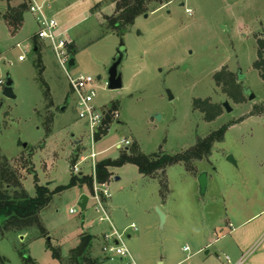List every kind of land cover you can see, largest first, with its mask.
I'll return each mask as SVG.
<instances>
[{
  "label": "rangeland",
  "instance_id": "374dc122",
  "mask_svg": "<svg viewBox=\"0 0 264 264\" xmlns=\"http://www.w3.org/2000/svg\"><path fill=\"white\" fill-rule=\"evenodd\" d=\"M24 1L0 0V81L4 82L0 163H11L30 197L36 196V186L60 192L40 211L38 225L0 237V264H25L21 254L36 264H89L90 257L103 256L101 236L111 232L94 208L95 171L86 159L92 151L91 135L79 117L65 71L50 43L37 39L38 26L28 11L21 30L11 35L3 16ZM116 5L113 0H55L46 5L47 14L69 41L68 56L75 60L69 72L92 76L97 82L95 105L120 115L119 123L110 124L93 145L99 153L96 165L115 161L134 148L152 159L184 154L226 128L224 139H216L210 155L169 166L152 177L132 164L109 169L112 175L104 185L111 196L103 200L110 202L114 227L124 233L132 253L140 249L147 262L149 256L152 264H161L167 237L210 236L214 227V234L221 236L222 228L223 233L227 230L226 219L242 217L241 210L251 212V203L264 196L260 185L264 180V0L151 3L123 36L105 28L107 18L116 14ZM121 40L128 51L122 67L124 88L110 91L106 69ZM239 70L243 83L237 80ZM8 78L15 99L3 95ZM242 86L255 95L254 101H249ZM226 100L234 111L228 114L221 108L209 120L208 106ZM126 140L129 146L122 143ZM230 156L235 164L228 161ZM203 172L209 179L205 196L200 195L198 182ZM73 175L92 176L93 188L70 186ZM165 181L168 190L163 198L160 185ZM97 184L100 194L104 186ZM84 195L88 203L82 211L79 203ZM244 204L247 208L242 209ZM157 208L170 214L167 224L161 225ZM71 209L76 213L71 214ZM89 235L95 238L80 256L78 247ZM185 240L180 237L182 245L190 246ZM49 245L60 252L62 261ZM145 260L137 262L145 264ZM96 264L121 263L107 259Z\"/></svg>",
  "mask_w": 264,
  "mask_h": 264
},
{
  "label": "trees",
  "instance_id": "16d2710c",
  "mask_svg": "<svg viewBox=\"0 0 264 264\" xmlns=\"http://www.w3.org/2000/svg\"><path fill=\"white\" fill-rule=\"evenodd\" d=\"M113 1H116L117 3V11L115 15L107 18L108 25L105 28L107 31L117 33L118 36H123L127 32L128 28L134 24L135 19L147 11L148 5L151 3L161 4L164 1L171 2L172 0ZM26 11H28V5L26 1H24L22 6L19 8H11L9 12L3 16V19L12 36L16 35L21 30ZM36 48L37 50L35 51ZM34 51L36 53L39 52L37 42H34ZM72 52H74V48ZM241 90L243 91L242 88ZM195 104L205 106L207 105V102L196 101ZM208 107L210 108H208L206 112L209 120L213 119V116H217L219 114V110L223 108L220 104L217 106L209 105ZM112 112H114L113 109L109 110L104 122V127L101 130V133L96 136V140H100L101 137L110 129V124L112 123ZM225 132L226 128L223 127L209 139L203 141L194 150L187 151L184 154H178L176 156H160L152 159L140 153L137 148L131 150L127 149L126 152L117 160H103L96 165L95 173L97 182L102 185L108 183L112 175L109 169L112 167H122L127 164H132L137 166L139 172L145 177H152L155 172L164 170L169 166L179 163H189L192 159H202L203 157L210 155L216 139H219V141L224 139ZM78 184L86 185L92 189L93 177H78L73 175L70 186ZM160 186L161 195L165 198L168 190L167 181L162 183ZM66 188L67 187L62 186L63 190ZM57 192L60 191H51L47 187L36 186V196L30 197L22 188L18 173L16 169L13 168L11 163L8 160H4L0 163V237H3L7 232L27 231L38 225V214L49 205L53 195ZM48 247L52 251L53 256L60 260V252L51 245ZM21 256L25 264H36L31 257L24 254H21Z\"/></svg>",
  "mask_w": 264,
  "mask_h": 264
},
{
  "label": "built area",
  "instance_id": "2783aa9c",
  "mask_svg": "<svg viewBox=\"0 0 264 264\" xmlns=\"http://www.w3.org/2000/svg\"><path fill=\"white\" fill-rule=\"evenodd\" d=\"M55 0H26L28 5V12L33 16L38 26L36 37L38 40L47 41L52 46V49L58 59V62L62 69L65 71L67 79L69 81L71 90L76 97V104L79 111V117L85 122L86 128L89 129L92 140V151L86 159H90L93 162L94 171L96 169V158L99 153L94 150V143L96 136L101 133L104 127L108 111L105 109H98L95 105V98L97 96V82L90 75L80 74L77 76L72 75L69 72L70 57L68 56L67 45L68 40L63 38V33L59 31V24L51 18L46 12V5ZM19 60H24V57H19ZM0 85L3 86L4 82L0 81ZM112 123H119L120 115L118 112L112 113ZM111 123V124H112ZM126 146H129L130 141L126 140ZM122 143L118 145V148L122 147ZM75 172L79 173V169L76 166ZM95 181V200L94 205L96 213L99 215L98 220L100 222H107L110 225L111 232L104 235L105 245L103 247V257L107 260H118L121 264H138L129 248L124 242V233H120L113 225L110 217V212L107 208L104 198H110L111 194L109 189L105 186L98 190L96 173L94 174ZM102 192V194H101ZM71 214H75L74 209L70 210ZM132 229H136L135 225L131 226ZM189 250V248H186Z\"/></svg>",
  "mask_w": 264,
  "mask_h": 264
},
{
  "label": "crops",
  "instance_id": "0c3cea01",
  "mask_svg": "<svg viewBox=\"0 0 264 264\" xmlns=\"http://www.w3.org/2000/svg\"><path fill=\"white\" fill-rule=\"evenodd\" d=\"M260 183L264 190L263 178ZM251 204H253L251 212L241 210L242 217L235 220L232 218L225 220L227 230L223 233L224 229L222 228L221 236L214 234L216 232V227H214L209 229V235L214 234L216 236L167 237L168 245L164 244L161 264H264V196L258 195L257 200H254ZM107 208L111 214L110 202L107 203ZM244 208H247L245 204L242 206V209ZM161 210L166 216L165 224H167L170 214L164 209ZM106 233L108 232L103 233L101 236L103 240ZM131 237V235H128V239H131ZM180 237L186 238L185 241L189 242L190 246L188 244L182 245ZM94 238L92 236L87 248L91 246ZM186 248H189V250H186ZM139 250H135L134 253L131 252L132 255L136 261L141 258L145 260L144 254ZM148 258L149 262L145 260V264H152L149 256ZM90 259L89 264H96V261L103 263L106 260L101 256V253L96 254L95 259L91 257ZM59 261H62V258ZM67 264H70V262H67Z\"/></svg>",
  "mask_w": 264,
  "mask_h": 264
},
{
  "label": "water",
  "instance_id": "95a60500",
  "mask_svg": "<svg viewBox=\"0 0 264 264\" xmlns=\"http://www.w3.org/2000/svg\"><path fill=\"white\" fill-rule=\"evenodd\" d=\"M148 14H145V18H148ZM37 50V48L35 49V51ZM128 58V51L127 48L123 42V40L120 41L119 46L116 48V53L113 56V58L111 59L110 65L107 67L106 69V73H107V79H106V85H107V89L110 91H115V90H121L124 88V81H123V72H122V67L123 64L126 62ZM75 65V60L74 58L71 59L70 61V66H74ZM237 75V80L240 81V83H243L242 81V75H241V71L239 70ZM98 79L100 80L101 77H98ZM242 89L245 93V95L248 96L249 101H254L256 99L255 95L250 92V90H248L245 86H242ZM168 97L170 100L173 99V96L171 95V92L169 90H166ZM3 95L6 98L9 99H15L16 96L13 92V81L8 78L7 82L5 84V88L3 90ZM220 105L224 108V110L230 114L234 111V109L232 108V106L230 105L229 101H221ZM3 104H0V109L2 108ZM65 108H63L64 110ZM156 118H160L159 115L155 116ZM0 132H1V123H0ZM27 145L25 144L24 147H26ZM162 152H159L158 155H161ZM228 161L232 162V163H236L233 159L232 156L228 157ZM198 182H199V188H200V195L201 196H205L206 192H207V188H208V174L206 172H203L200 174L199 178H198ZM87 203H88V197L86 195L82 196L79 206L81 208L82 211L86 210L87 207ZM157 212L159 214L160 217V222L161 225L165 224L166 221V216L165 214L159 209L157 208ZM91 236H85L82 239L81 242V246L79 247V255H83V253L85 252L89 242L91 241Z\"/></svg>",
  "mask_w": 264,
  "mask_h": 264
}]
</instances>
